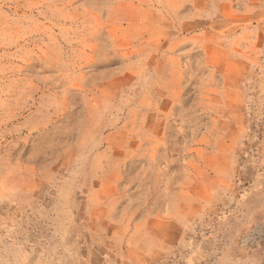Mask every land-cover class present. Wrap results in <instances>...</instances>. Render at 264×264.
Returning <instances> with one entry per match:
<instances>
[{
    "label": "rangeland",
    "instance_id": "1",
    "mask_svg": "<svg viewBox=\"0 0 264 264\" xmlns=\"http://www.w3.org/2000/svg\"><path fill=\"white\" fill-rule=\"evenodd\" d=\"M0 264H264V0H0Z\"/></svg>",
    "mask_w": 264,
    "mask_h": 264
}]
</instances>
